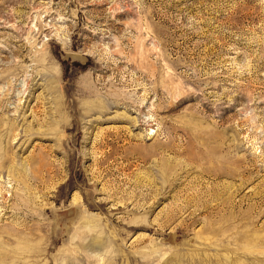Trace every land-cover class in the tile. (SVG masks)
I'll return each mask as SVG.
<instances>
[{"label": "rangeland", "instance_id": "rangeland-1", "mask_svg": "<svg viewBox=\"0 0 264 264\" xmlns=\"http://www.w3.org/2000/svg\"><path fill=\"white\" fill-rule=\"evenodd\" d=\"M0 264H264V0H0Z\"/></svg>", "mask_w": 264, "mask_h": 264}, {"label": "bare ground", "instance_id": "bare-ground-1", "mask_svg": "<svg viewBox=\"0 0 264 264\" xmlns=\"http://www.w3.org/2000/svg\"><path fill=\"white\" fill-rule=\"evenodd\" d=\"M27 84V83H26ZM27 91V90H26ZM73 204V203H72Z\"/></svg>", "mask_w": 264, "mask_h": 264}]
</instances>
